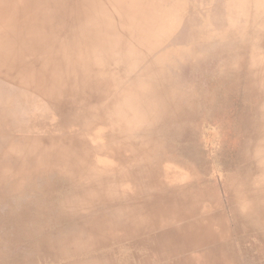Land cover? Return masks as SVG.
Returning <instances> with one entry per match:
<instances>
[{
    "label": "crops",
    "instance_id": "obj_1",
    "mask_svg": "<svg viewBox=\"0 0 264 264\" xmlns=\"http://www.w3.org/2000/svg\"><path fill=\"white\" fill-rule=\"evenodd\" d=\"M261 1L161 0L171 8L169 34L145 51H132V64L115 67L122 75L112 95L58 102L73 110L47 109L33 96L25 102L28 92L15 88L22 97L19 129L11 114L0 118V264H231L214 184L200 180L195 189L184 155L199 151L196 118L203 104L214 110L223 95L236 94V78L250 73L246 62L255 60L264 85ZM222 71L232 81L208 94L203 77ZM135 81L144 88L130 87L135 94L129 96L114 93ZM1 108L10 112L12 106ZM44 110L49 117L40 116ZM189 138L192 146L184 147ZM14 146L22 153L20 170ZM62 219L76 227L62 235L21 224ZM8 222L19 223L15 236L2 228Z\"/></svg>",
    "mask_w": 264,
    "mask_h": 264
},
{
    "label": "rangeland",
    "instance_id": "obj_2",
    "mask_svg": "<svg viewBox=\"0 0 264 264\" xmlns=\"http://www.w3.org/2000/svg\"><path fill=\"white\" fill-rule=\"evenodd\" d=\"M21 1L19 4V0H0V103L7 102L12 106L11 113L1 108L0 118L11 114L13 124L16 118L19 122L22 100L15 88H23L28 92L25 102L33 101L34 97L47 109L56 112L75 108L58 103L69 96H76L78 91L74 76L62 67V54L69 49L80 58L85 56L88 47L105 46L110 40L109 46L113 40L124 51L115 56L117 58L120 55V62L126 66L134 62L131 51L147 50L170 31L171 8H163L164 4L159 3L161 0H147L144 7L140 5V0ZM21 8L29 10L27 30H21L23 24L17 25L19 23L15 15ZM123 29H128V34H123ZM13 39L27 41V52L16 53L21 45L17 42V45L10 47L9 40ZM159 54L161 56V52ZM254 62L245 63L249 75L236 78V94L231 97L223 95L214 110L206 102L203 104L196 118L199 137L196 144L199 151H194L190 156L184 155L185 162L191 161L194 174L192 182H198L195 189L201 188L200 180L214 184L218 197L214 207L224 213L227 230L225 239L230 242L231 264H264V85L261 78L256 76ZM227 72L222 71L219 75L209 72L203 77L205 91L208 90L209 94L217 86L229 84L232 78ZM135 82L137 85L135 83L136 88L133 89L137 90L141 84ZM144 86L149 87L151 84L145 82ZM162 89L165 90L166 85ZM73 91L75 93L71 95ZM46 113L44 110L40 116L49 117L50 113ZM14 127V130L19 129L18 123ZM72 129L68 131L72 132ZM192 144L189 138L184 147ZM173 155L183 160L180 153ZM13 160L20 165V170L22 153L15 146ZM182 167L183 164L179 168L184 170ZM229 176H234L231 182L233 186L229 188L231 191L225 190V180ZM60 222L63 223L60 225ZM21 224L29 229H60L62 235L65 230L76 227L63 219ZM2 228L15 236L20 225L18 222H8ZM160 262L164 263L165 260L154 259L147 264Z\"/></svg>",
    "mask_w": 264,
    "mask_h": 264
},
{
    "label": "bare ground",
    "instance_id": "obj_3",
    "mask_svg": "<svg viewBox=\"0 0 264 264\" xmlns=\"http://www.w3.org/2000/svg\"><path fill=\"white\" fill-rule=\"evenodd\" d=\"M20 1L19 0V4H20ZM147 0H140V5L142 7H144V5L146 4ZM239 3V2H238ZM258 3H262L261 0H258ZM21 4H22V1H21ZM51 8H49L50 10ZM254 10V9H253ZM17 17V22L19 24L17 25H22L20 26L21 30H27V20L29 18V10L28 8H21L15 15ZM143 16V15H142ZM145 17V16H144ZM146 18V17H145ZM16 22V23H17ZM15 23V24H16ZM257 23V22H256ZM127 32L128 29H123L122 30V33L123 34H128ZM121 32H118L117 34H120ZM9 34V33H8ZM117 34H115V36H117ZM119 36V35H118ZM10 39V38H9ZM21 39V38H20ZM118 41V40H117ZM19 42L20 43V47L17 49L15 48V50L17 49L16 53H20L21 51H23L24 53L27 52V41H22V40H16V39H13V40H9V45L10 47H13V45H17ZM112 42V45H109L110 44V40L109 42H107V45L103 46V45H95V46H90L87 48V50L85 51V56L84 57H76V53L74 51H71V49H69L66 53H63L62 56H63V59H61L62 61V67H63V70H65V72L69 73V75H73L74 76V80L77 84V89L78 91L76 92V96H73V99H75V101H78L82 98H84L86 101L87 100H93L94 98L93 97H96V98H101L103 95H112V89L111 86L117 84V81L116 79L122 75V74H117V73H120V72H117L116 70V66H119L120 68H124L125 66L123 65V63L119 62V65H118V62H117V58H116V53H124V51L121 50V48L118 46V43L117 42H113V40L111 41ZM117 46H118V49H117ZM146 46V45H145ZM17 47V46H15ZM146 49L144 50H140V51H145ZM134 51V50H133ZM127 52V51H126ZM132 52V51H131ZM137 52V51H136ZM69 56V57H68ZM258 59V58H257ZM131 60V59H130ZM261 63H264L260 60ZM131 63V61H130ZM258 64V63H257ZM259 65V64H258ZM257 65V67H258ZM228 67V66H227ZM231 69V68H230ZM244 70V69H243ZM237 71V70H236ZM89 72H91V74H88ZM240 72V71H239ZM119 75V76H118ZM260 75V74H259ZM242 76V74H241ZM120 78V77H119ZM86 80V82H85ZM118 80V79H117ZM121 81V80H120ZM263 81H264V78H263ZM118 83H120L118 81ZM122 83V82H121ZM123 86L121 88L124 87V89H121L119 91H114L115 94L119 95V96H129V95H132V94H135L134 93V90L132 89L134 87V84L131 83H122ZM242 85V84H241ZM103 86H110L109 89H106L108 90V93H105V94H102L100 91H95V90H98L99 88L103 87ZM132 87V88H130ZM71 88V87H70ZM130 88V89H128ZM221 88V87H220ZM241 88V87H240ZM114 90V89H113ZM218 90V89H217ZM236 91V90H235ZM225 92V91H224ZM74 91L71 95H74ZM217 93V92H215ZM215 96V95H213ZM116 97V96H115ZM217 97V96H216ZM68 99V98H66ZM143 100V99H142ZM192 100V99H191ZM218 100V99H217ZM195 101V100H194ZM151 102V101H150ZM142 105V103H140ZM149 104V103H147ZM145 104V105H147ZM155 104V103H154ZM171 104V103H170ZM184 104V103H183ZM189 104V103H188ZM73 105V104H72ZM77 105L81 106L82 104L80 103H77ZM76 107V106H75ZM147 107V106H146ZM183 107V106H182ZM164 108V107H163ZM184 108V107H183ZM190 108V107H189ZM194 108V107H193ZM75 109V108H74ZM159 109V108H158ZM139 110V109H138ZM162 110V109H161ZM141 111V110H140ZM167 111V110H166ZM165 111V112H166ZM169 111V110H168ZM181 111V110H180ZM185 111H186V108H185ZM104 112H107V111H104ZM103 112V113H104ZM163 112H164V109H163ZM81 113V111H80ZM79 113V114H80ZM184 113V112H183ZM187 113V111H186ZM82 114V113H81ZM182 115V114H181ZM209 115V114H208ZM211 116V115H210ZM161 117V116H160ZM183 117V115H182ZM150 118V117H149ZM168 118V117H167ZM106 118H104L105 120ZM151 119V118H150ZM160 119V118H159ZM165 119V117H164ZM178 119L179 116H178ZM167 120V119H166ZM181 120V119H180ZM156 121V120H155ZM168 121V120H167ZM171 120L169 119V122ZM166 122V121H165ZM172 122V121H171ZM178 122V121H177ZM176 123V122H175ZM167 124V123H166ZM173 124V123H172ZM184 124V123H183ZM171 125V124H170ZM179 125V124H178ZM235 125V124H234ZM101 126V125H99ZM165 126V125H163ZM177 126V125H176ZM104 127V126H103ZM102 127V128H103ZM153 127V126H151ZM92 128V127H91ZM133 128V127H132ZM174 128V127H173ZM136 129V128H135ZM92 130V129H91ZM102 130V129H101ZM153 130V129H152ZM95 131V130H94ZM154 132V131H153ZM94 133V132H93ZM148 133V132H147ZM150 133V132H149ZM105 134V133H104ZM109 134V133H108ZM110 136V135H109ZM101 137V135H100ZM103 137V136H102ZM169 137V136H168ZM172 137V136H171ZM143 162V161H142ZM263 162V161H262ZM264 163V162H263ZM250 168V167H249ZM239 171V170H238ZM247 173V172H246ZM227 179V178H226ZM231 181H232V177H228V191H231L232 189L229 190V187L231 185ZM227 182V181H226ZM241 187V186H240ZM239 188V187H238ZM180 190V189H178ZM178 190H175V191H178ZM241 190V189H240ZM181 192V191H179ZM184 192V191H183ZM179 194V193H178ZM228 195L230 197V194L228 192ZM179 196V195H178ZM244 197H242L243 199ZM236 199L238 200L237 198V195H236ZM168 200V199H167ZM170 203V201H169ZM249 203V202H248ZM177 205H179L177 203ZM244 205V204H243ZM248 205V204H246ZM170 206V205H169ZM168 206V207H169ZM246 207V206H244ZM170 208V207H169ZM179 208V207H178ZM241 208V206H240ZM250 208V207H249ZM181 209V207H180ZM242 211V209H241ZM245 211V209H244ZM182 213V211H181ZM240 221V220H239ZM251 226V225H250ZM261 229V228H260ZM260 229H257V230H260ZM264 229V228H263ZM251 230V229H250ZM253 231V230H252ZM262 230H260V233ZM258 232V231H257ZM262 240V239H261ZM146 261V260H145Z\"/></svg>",
    "mask_w": 264,
    "mask_h": 264
}]
</instances>
